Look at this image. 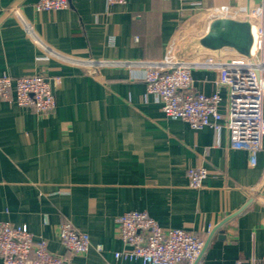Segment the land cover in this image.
Listing matches in <instances>:
<instances>
[{
	"label": "crops",
	"instance_id": "obj_1",
	"mask_svg": "<svg viewBox=\"0 0 264 264\" xmlns=\"http://www.w3.org/2000/svg\"><path fill=\"white\" fill-rule=\"evenodd\" d=\"M259 1L130 0L109 7L106 0H69L66 10L37 12L38 0H0V75H41L53 82L57 102L40 115L14 98L0 100V222L26 226L71 264H142L115 258L128 249L117 218L140 211L163 230L202 239L204 264H264V138L254 159L231 147L229 93L218 89L215 72L193 71L192 89L208 96L219 90L222 119L217 128L194 129L164 115L159 99L147 95L143 71L91 75L48 58L10 11L18 7L40 40L62 54L159 60L172 40L182 46L205 34L207 9ZM189 169L206 171L200 189L191 186ZM66 222L89 234L86 255L61 243Z\"/></svg>",
	"mask_w": 264,
	"mask_h": 264
},
{
	"label": "built area",
	"instance_id": "obj_2",
	"mask_svg": "<svg viewBox=\"0 0 264 264\" xmlns=\"http://www.w3.org/2000/svg\"><path fill=\"white\" fill-rule=\"evenodd\" d=\"M130 0H106L107 6L126 5ZM170 1V0H167ZM69 0H38L37 12L66 10ZM26 35L43 51L69 66H75L95 75L103 68L141 70L144 72L147 95L155 96L169 119L183 120L194 129L216 127L221 121L219 90L212 95L192 89V73L209 70L217 74L216 85L229 93L227 127L231 147L249 152L255 158L262 149L264 138V0L253 7L219 6L206 10L205 33L209 24L219 18L249 20L256 28L255 51L250 58L227 55L217 58L202 54L194 58H181L178 52L181 40H172L165 55L159 60H105L85 59L66 54L44 44L33 25L20 18L19 9L11 7ZM257 42V43H256ZM12 98L19 107L29 108L40 115L52 113L57 106L51 82L34 74L25 77L0 75V100ZM191 186L200 189L207 176L204 169H189ZM121 240L127 250L115 253L117 260L140 261L142 264H204L205 242L184 230H163L146 212L130 211L116 220ZM59 238L72 255H86L93 247L89 234L78 231L71 223L60 227ZM95 250L102 253L104 246ZM0 257L3 264H71L53 255L45 240L35 241L26 226L0 222Z\"/></svg>",
	"mask_w": 264,
	"mask_h": 264
},
{
	"label": "water",
	"instance_id": "obj_3",
	"mask_svg": "<svg viewBox=\"0 0 264 264\" xmlns=\"http://www.w3.org/2000/svg\"><path fill=\"white\" fill-rule=\"evenodd\" d=\"M254 43L253 25L249 20L219 18L209 24L203 36L193 38L180 46L178 56L194 58L208 54L222 58L233 54L250 58ZM51 87L54 94L53 82ZM262 193H264V186ZM252 202L253 200H249L248 203Z\"/></svg>",
	"mask_w": 264,
	"mask_h": 264
},
{
	"label": "bare ground",
	"instance_id": "obj_4",
	"mask_svg": "<svg viewBox=\"0 0 264 264\" xmlns=\"http://www.w3.org/2000/svg\"><path fill=\"white\" fill-rule=\"evenodd\" d=\"M254 28H255V27H254ZM254 28H253V29H254ZM253 35H254V34H253ZM255 36H256V28H255ZM255 36H254V37H255Z\"/></svg>",
	"mask_w": 264,
	"mask_h": 264
},
{
	"label": "rangeland",
	"instance_id": "obj_5",
	"mask_svg": "<svg viewBox=\"0 0 264 264\" xmlns=\"http://www.w3.org/2000/svg\"><path fill=\"white\" fill-rule=\"evenodd\" d=\"M193 37V36H192ZM192 39V38H191ZM227 56V55H226Z\"/></svg>",
	"mask_w": 264,
	"mask_h": 264
}]
</instances>
